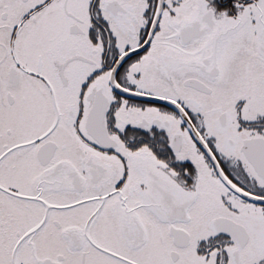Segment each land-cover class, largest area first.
I'll return each instance as SVG.
<instances>
[{"label":"snow or ice","instance_id":"6c2138e0","mask_svg":"<svg viewBox=\"0 0 264 264\" xmlns=\"http://www.w3.org/2000/svg\"><path fill=\"white\" fill-rule=\"evenodd\" d=\"M0 264H264V0H0Z\"/></svg>","mask_w":264,"mask_h":264}]
</instances>
